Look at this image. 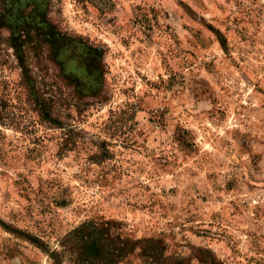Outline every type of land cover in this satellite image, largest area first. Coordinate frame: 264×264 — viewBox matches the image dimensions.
<instances>
[{
  "label": "rangeland",
  "instance_id": "rangeland-1",
  "mask_svg": "<svg viewBox=\"0 0 264 264\" xmlns=\"http://www.w3.org/2000/svg\"><path fill=\"white\" fill-rule=\"evenodd\" d=\"M0 98V264H264V0H0Z\"/></svg>",
  "mask_w": 264,
  "mask_h": 264
},
{
  "label": "trees",
  "instance_id": "trees-1",
  "mask_svg": "<svg viewBox=\"0 0 264 264\" xmlns=\"http://www.w3.org/2000/svg\"><path fill=\"white\" fill-rule=\"evenodd\" d=\"M19 59H21V57ZM20 64H21L20 68L22 69L23 82L26 84V86L29 89V98L32 100L33 103H35L36 111L40 112L43 119L52 120V117L50 116L49 113L50 109L48 108V105L43 99V97L39 95L38 91L36 90V84L33 75L31 71L24 66L23 58ZM7 107H8L7 102L0 98V124L4 126H10L6 121L7 119H9L8 117L9 115L6 113ZM86 238H88V236H86ZM35 242L38 245H40V243H38L37 241ZM85 242L86 244L93 243L94 245L95 244L97 245V242L93 241L92 238Z\"/></svg>",
  "mask_w": 264,
  "mask_h": 264
}]
</instances>
